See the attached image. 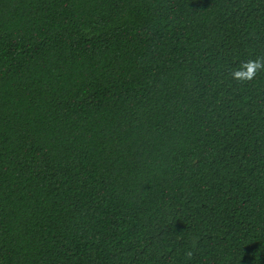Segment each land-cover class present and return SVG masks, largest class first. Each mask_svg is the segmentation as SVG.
Returning <instances> with one entry per match:
<instances>
[{
    "label": "trees",
    "instance_id": "obj_1",
    "mask_svg": "<svg viewBox=\"0 0 264 264\" xmlns=\"http://www.w3.org/2000/svg\"><path fill=\"white\" fill-rule=\"evenodd\" d=\"M264 0H0V264H264Z\"/></svg>",
    "mask_w": 264,
    "mask_h": 264
},
{
    "label": "clouds",
    "instance_id": "obj_2",
    "mask_svg": "<svg viewBox=\"0 0 264 264\" xmlns=\"http://www.w3.org/2000/svg\"><path fill=\"white\" fill-rule=\"evenodd\" d=\"M262 72H264V56H257L240 63L231 72V79L240 83L251 82Z\"/></svg>",
    "mask_w": 264,
    "mask_h": 264
}]
</instances>
